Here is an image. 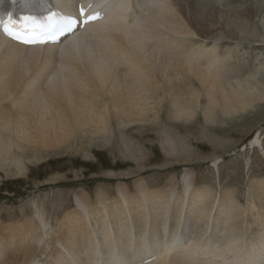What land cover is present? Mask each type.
Wrapping results in <instances>:
<instances>
[{"label":"bare ground","instance_id":"obj_1","mask_svg":"<svg viewBox=\"0 0 264 264\" xmlns=\"http://www.w3.org/2000/svg\"><path fill=\"white\" fill-rule=\"evenodd\" d=\"M50 1L76 16L79 4L103 7V19L44 47L18 44L0 32V159L19 173L25 165L17 151L26 146L56 149L111 135L116 126L123 134L158 121L163 101L165 115L172 112L177 119L193 116L202 96L206 119L217 109L231 116L264 103V80L230 81L223 75L228 56L223 47H208L210 39L224 37L223 29L248 24L235 15L217 24L215 4L222 0ZM240 1L252 9L264 0ZM197 37L205 44L196 46ZM191 76L199 89L187 84ZM255 147L264 156L259 131L242 150ZM186 177L181 184L172 175L160 186L145 178L132 187L123 181L114 196L103 187L94 196L82 188L74 194L75 208L59 213L55 227L36 202L32 216L24 211L8 224L14 216L3 212L0 264H34L39 250L34 244L46 238L43 231L51 235L40 254L51 250L41 264H264V181L256 187L259 211L254 204L239 205L231 188L215 199L208 186L196 185L194 172ZM248 213L254 222L262 219L249 242L247 227L238 224Z\"/></svg>","mask_w":264,"mask_h":264},{"label":"rangeland","instance_id":"obj_2","mask_svg":"<svg viewBox=\"0 0 264 264\" xmlns=\"http://www.w3.org/2000/svg\"><path fill=\"white\" fill-rule=\"evenodd\" d=\"M215 6L217 24L224 26V21L234 15V18L240 16L248 23L246 28L237 27L242 39L238 38L240 32L232 27L231 31L222 30L224 37L221 40L207 42L209 48L211 43L215 46L211 45V48L223 47L222 51L228 55L223 75L230 81L246 76L264 80V1L254 4L252 9L242 7L240 0H222ZM201 41L202 37H197L196 46L205 44ZM188 83L199 89L192 76L188 77ZM205 103L204 96L200 97L195 103L193 116L177 119L172 112L165 115L168 103L163 101L158 121L143 127L131 126L123 134L116 126L111 135L94 139L85 137L83 142L70 141L56 149L28 145L22 153L17 151L25 165L22 173L15 164L0 159V214L9 212L14 216L4 223L16 221L24 211L32 216L36 210L33 202H36L38 207L47 211L50 225L55 227L59 213L75 208L74 194L82 188L94 196L95 191L103 187L114 196L116 184L123 181L132 187L134 180L145 178L153 186H160L176 175L182 184L187 181L184 174L188 172H194L196 185L208 186L215 199L223 190L231 188L239 205L247 209L254 204L260 211L256 187L264 181V156L257 147L244 150L242 147L257 131L262 135L264 147V103L231 116L217 109L212 119H206L203 114ZM215 159L220 160L218 166L212 163ZM250 215L238 218L241 228L248 229L245 236L248 242L262 220L259 218L254 222L255 215ZM182 229L183 225L179 231L181 234ZM43 232L46 238L34 244L39 248L35 251L38 257L34 264H41L39 260L48 258L51 250L48 247L45 254H40L41 246L51 235ZM164 234L167 236L168 230ZM57 245L63 249L59 243Z\"/></svg>","mask_w":264,"mask_h":264},{"label":"snow or ice","instance_id":"obj_3","mask_svg":"<svg viewBox=\"0 0 264 264\" xmlns=\"http://www.w3.org/2000/svg\"><path fill=\"white\" fill-rule=\"evenodd\" d=\"M12 4H19L21 8L28 9L32 0H11ZM3 22V31L11 39L25 45L55 44L61 38L72 33L79 24L88 23L100 19L99 14L87 15L83 8L79 9L77 18L54 13L43 20L31 16H22L15 20L12 14L6 13Z\"/></svg>","mask_w":264,"mask_h":264}]
</instances>
